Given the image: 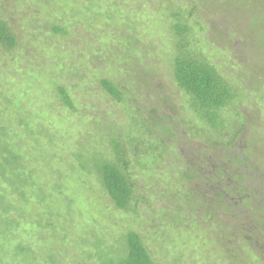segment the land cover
<instances>
[{
	"label": "rangeland",
	"instance_id": "rangeland-1",
	"mask_svg": "<svg viewBox=\"0 0 264 264\" xmlns=\"http://www.w3.org/2000/svg\"><path fill=\"white\" fill-rule=\"evenodd\" d=\"M0 15L17 40L0 48V147L24 181L0 177V264H102L130 232L154 264H264V210L250 205L264 182V0H0ZM179 22L186 52L233 88L217 129L174 81ZM245 155L256 196L218 173ZM103 159L131 184L124 211L98 176ZM216 190L247 216L225 214L228 203L209 212Z\"/></svg>",
	"mask_w": 264,
	"mask_h": 264
},
{
	"label": "trees",
	"instance_id": "trees-1",
	"mask_svg": "<svg viewBox=\"0 0 264 264\" xmlns=\"http://www.w3.org/2000/svg\"><path fill=\"white\" fill-rule=\"evenodd\" d=\"M181 24L182 23L179 22L172 27L174 34L178 38V54L174 57L172 63L174 81L177 87L188 96L191 110H193L198 117L204 120L210 128L217 129L219 125L222 124L221 112L228 107L234 98L233 88H231L227 81L218 74L216 68L210 65L206 60L194 57L186 52L188 50V44L185 41L186 39H184V35L187 34L189 30L186 25ZM16 47L17 40L15 35L10 29L7 21H5L0 15V48L6 53H11ZM101 85L111 98L119 102L122 101L121 91H119L116 86L109 81H102ZM58 91L64 106L69 110H74L72 102L66 91L60 88ZM248 144L249 142L247 143V146ZM247 146L245 148H247ZM119 149V145L115 143V152L117 154L120 153ZM4 150L5 149H1L0 147V177H2L5 181L10 179L5 183H9L12 187H15L16 183H12L14 179H17V183L20 182L21 184L24 181L20 179L19 175L15 172V169L8 171L7 166H10L14 161L18 160V156L13 155L11 151L8 152V150ZM4 153H8L9 157ZM3 157L8 158L5 159ZM10 158H13V160L9 163ZM234 159H226V171L221 172L219 168L218 173L220 174V177L225 178L227 181L225 186L226 189L231 190L236 188L233 192L248 190L250 192H254L253 196H256V193L258 192L254 191V188L251 187V184L247 181L248 176L243 169L239 168L238 165V162H248V156H236ZM4 164H6V166H4ZM83 170L87 171V168ZM7 172L10 173L9 177L6 176ZM98 176L115 207L122 211L128 209L133 199V190L122 169L119 168L116 163L107 162L103 159V163L99 168ZM232 176L236 179L233 181L235 185L233 188H229L228 185H231L229 184V179ZM214 180V187L218 189V181H216L215 177ZM209 182H211V180H209ZM241 182H245L247 184L246 187H243ZM261 187L262 189L258 193L257 199H253V201L250 202L251 206L254 203L260 210H257L256 214H260L261 211L264 210V201L260 198L264 194V182H262ZM215 193L217 197L215 199L216 202L211 206H207V203L209 202L206 203L204 201V206H206V208L210 207L208 210L209 212L212 211V209L214 210V207H216L217 204L228 203L229 205H227L224 210L225 214L231 213V215L237 217V219L242 216H247L245 215L247 214V209H243L244 205L225 200V193L224 195H221L219 190H216ZM200 197H202V195ZM253 208L254 207L252 206L251 210ZM212 213H214V211ZM246 220L249 221L250 219L247 218ZM251 224V226L248 224L249 227L255 226V223L251 222ZM237 230H241V228L239 227ZM234 233H240V231ZM238 236L241 237V235ZM240 239L246 241V246L251 244L256 245V243H253L254 241L249 239L245 234H243ZM16 250L24 255L31 254L29 248L27 249L21 244L16 246ZM24 260L28 261V259ZM29 261H31L30 257ZM102 264H154V262L145 248L141 236L135 232H130L126 235L125 254L123 256H119L116 260H112L111 258L108 260L106 259V261Z\"/></svg>",
	"mask_w": 264,
	"mask_h": 264
}]
</instances>
